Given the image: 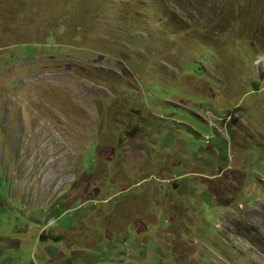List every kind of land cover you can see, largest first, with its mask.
Instances as JSON below:
<instances>
[{
	"label": "rangeland",
	"instance_id": "1",
	"mask_svg": "<svg viewBox=\"0 0 264 264\" xmlns=\"http://www.w3.org/2000/svg\"><path fill=\"white\" fill-rule=\"evenodd\" d=\"M0 264H264V0H0Z\"/></svg>",
	"mask_w": 264,
	"mask_h": 264
},
{
	"label": "flooded vegetation",
	"instance_id": "2",
	"mask_svg": "<svg viewBox=\"0 0 264 264\" xmlns=\"http://www.w3.org/2000/svg\"><path fill=\"white\" fill-rule=\"evenodd\" d=\"M133 119H129V123L126 125L125 131L123 132H128L130 129L133 127ZM132 131V130H131Z\"/></svg>",
	"mask_w": 264,
	"mask_h": 264
},
{
	"label": "water",
	"instance_id": "3",
	"mask_svg": "<svg viewBox=\"0 0 264 264\" xmlns=\"http://www.w3.org/2000/svg\"><path fill=\"white\" fill-rule=\"evenodd\" d=\"M46 240V238L45 237H43V236H40V241H45Z\"/></svg>",
	"mask_w": 264,
	"mask_h": 264
}]
</instances>
